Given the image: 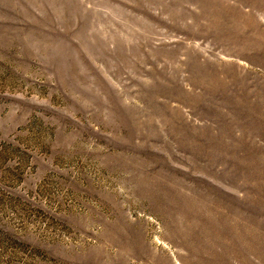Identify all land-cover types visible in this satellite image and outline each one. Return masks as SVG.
Wrapping results in <instances>:
<instances>
[{
	"label": "rangeland",
	"instance_id": "rangeland-1",
	"mask_svg": "<svg viewBox=\"0 0 264 264\" xmlns=\"http://www.w3.org/2000/svg\"><path fill=\"white\" fill-rule=\"evenodd\" d=\"M0 264H264V0H0Z\"/></svg>",
	"mask_w": 264,
	"mask_h": 264
}]
</instances>
